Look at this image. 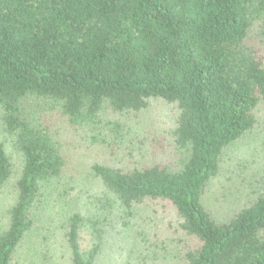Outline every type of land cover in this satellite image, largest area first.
<instances>
[{
	"label": "trees",
	"instance_id": "16d2710c",
	"mask_svg": "<svg viewBox=\"0 0 264 264\" xmlns=\"http://www.w3.org/2000/svg\"><path fill=\"white\" fill-rule=\"evenodd\" d=\"M152 98L179 109L177 165L92 164L98 190L66 220L68 264H95L150 201L169 204L190 239L182 264H264V182L227 222L203 203L224 149L264 109V0H0V186L16 176L0 264H15L46 184L67 193L64 125L105 140L103 125L120 128L108 111Z\"/></svg>",
	"mask_w": 264,
	"mask_h": 264
},
{
	"label": "rangeland",
	"instance_id": "374dc122",
	"mask_svg": "<svg viewBox=\"0 0 264 264\" xmlns=\"http://www.w3.org/2000/svg\"><path fill=\"white\" fill-rule=\"evenodd\" d=\"M108 112L120 128L103 125L99 132L105 140L100 137L92 140V130L87 126L79 125V129L64 125L61 136L66 139L68 163L60 181L67 193L59 199L56 182L46 184L41 202L34 210L33 230L13 257L15 264L69 263L66 220L79 207L83 193L98 190L99 183L90 169L92 164L136 167L160 161L177 165L180 151L172 135L179 114L176 104L152 98L139 112ZM255 114L256 125L224 149L219 172L205 188L203 203L219 222L230 220L255 197L264 182L262 105ZM18 163L16 160L17 168ZM15 179L14 175L0 186V229L6 225L8 209L14 202ZM118 227L125 230L109 233L95 264H182L183 247L190 239L185 240L169 204L150 201L141 205L129 226ZM86 236L83 235L84 241Z\"/></svg>",
	"mask_w": 264,
	"mask_h": 264
}]
</instances>
